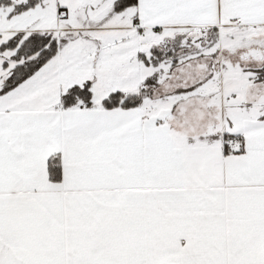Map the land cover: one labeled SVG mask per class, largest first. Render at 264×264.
Masks as SVG:
<instances>
[{"label":"snow or ice","instance_id":"6c2138e0","mask_svg":"<svg viewBox=\"0 0 264 264\" xmlns=\"http://www.w3.org/2000/svg\"><path fill=\"white\" fill-rule=\"evenodd\" d=\"M0 264H264V0H0Z\"/></svg>","mask_w":264,"mask_h":264}]
</instances>
